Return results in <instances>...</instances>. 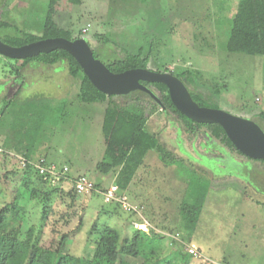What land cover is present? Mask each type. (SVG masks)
<instances>
[{
    "label": "rangeland",
    "instance_id": "374dc122",
    "mask_svg": "<svg viewBox=\"0 0 264 264\" xmlns=\"http://www.w3.org/2000/svg\"><path fill=\"white\" fill-rule=\"evenodd\" d=\"M237 2L82 0L80 4H71L63 1L57 6L54 20L59 26L71 29L75 36L82 31L81 36L87 38L103 62L113 58L115 47L101 45L96 35L120 32L128 36L126 40L141 37L144 45L150 38H158L161 45L155 50V56L160 59L157 66L168 63L171 70L177 67L201 69L205 79L215 78L226 84L221 89L220 109L251 118L264 130V121L258 116L264 112V55L226 50ZM0 4V19L23 30L42 32L48 0H1ZM116 13L121 15L124 26L111 22ZM7 33L15 34L13 30L3 31ZM2 56L0 54V67L8 61L15 69L20 68L24 76L23 91L6 107L1 96L11 81L0 71V109L4 110L0 130L24 131L14 139V153L21 154L29 148L30 156L35 159L45 156L50 164L70 167L66 172L70 176L85 173L107 189L114 185L116 171L104 174L96 168L105 152L103 122L109 100L81 102L77 80L69 75L65 62L52 66L25 64L24 59ZM150 68L156 69V66ZM16 87V84L9 87V92ZM204 91L207 93L208 87ZM148 130L157 133L159 140L180 155L183 162L166 165L154 150L147 152L131 183L121 189L143 217L132 215L122 206H118L113 217L98 215L102 207L108 209L113 204L106 203L102 195L78 194L74 198L73 194H68L74 187L72 181L63 179L49 181L51 185H61L62 190L53 194L47 219L41 215L38 199L30 198L25 220L13 222L8 230L21 229L24 236L33 225L44 245L58 247L60 242L63 251L77 254L85 247L86 233L92 222L98 226L111 223L123 238L125 233L129 234L126 220L134 217L142 223L140 228L145 231L153 228L158 233L155 245L161 246L160 255L187 254L185 247L173 241L171 235L180 233L182 236L177 228L179 207L188 183L197 173L208 179L206 184H210V188L190 242L200 250L201 256L195 257L191 264H264V163L249 162L246 157L227 150L205 130L194 142L184 140L185 133L179 123L167 112L153 115L148 121ZM4 144L7 147V143ZM14 159L7 167L0 160V175L4 176H0V207L10 201L13 193L2 169L9 170L16 165L22 171L21 164ZM15 178L21 185L20 176ZM81 220L85 221L84 225L76 231ZM121 258L130 264L143 262L142 257L121 255Z\"/></svg>",
    "mask_w": 264,
    "mask_h": 264
},
{
    "label": "trees",
    "instance_id": "16d2710c",
    "mask_svg": "<svg viewBox=\"0 0 264 264\" xmlns=\"http://www.w3.org/2000/svg\"><path fill=\"white\" fill-rule=\"evenodd\" d=\"M63 1L71 4H80L82 2V0H48V9L40 34L20 29L16 25H11L9 22L0 19V32H2L0 38L12 46H21L50 37H64L70 40L81 37L82 31H80L78 36H75L71 29L59 26L55 22L54 16L57 6ZM1 9L2 5L0 4ZM111 22L123 26L125 24L118 13H116ZM5 30H13L15 34H3ZM95 37L101 45L111 44L115 47L113 58L104 62L112 72L120 73L134 68H148L158 72L170 71L184 81L193 99L199 105L219 108L221 89L226 84L215 81V78L205 79L204 72L201 69L177 67L171 70L168 63L157 66L160 59L155 56V50L161 45V40L158 38H150L147 45H144L141 37L133 36V38L130 37L126 40L125 37L128 36L120 32H109L103 35H96ZM226 50L229 53L264 55V0H238L232 17ZM93 52L95 57L99 58L98 52L94 49ZM2 57L4 58V56ZM61 62L66 63L69 75L77 80L79 88L77 95L81 102L94 103L109 100V106L106 109L103 122V132L106 138L105 152L102 160L97 163L96 168L104 174H108L111 171L117 172L115 179V185L119 188L117 194L124 197L130 205L135 207L128 201L127 196L121 192V189L126 188L131 183L149 150H154L159 159L166 165L183 162V158L180 155L174 153L159 140L157 133L148 130L149 119L157 113L163 114L167 112L170 114L172 119L179 123L181 131L185 133L184 140L186 141L194 142L198 135L205 130L217 143L227 150L246 157L234 147L225 129L220 124L198 123L181 113L172 102L169 88L164 83L142 81L159 97L162 102V105H160L148 93L140 90L128 95H107L103 93L93 85L75 57L64 49H56L49 53H40L38 56L24 59L25 64L35 63L47 66ZM2 66L0 71L4 73V78L11 81V85H8L7 90L1 96V100L6 103L7 107L23 91L24 76L20 68L15 69L14 65L8 63V61L4 62ZM150 66H156V69H152ZM4 67L10 68V70H5ZM12 83L16 84L17 87L12 92H9V87L14 86ZM206 87H208L207 93L204 91ZM118 98L122 99V101L117 102L116 99ZM163 106L165 109H162ZM0 113L3 116L4 110L0 109ZM258 116L264 121L263 111ZM22 132L24 133V131L14 132L15 134L12 138L22 134ZM29 151L31 149L26 148L24 152H20L21 156L28 161L25 165H22L16 156L6 151L0 153V160H3L2 163L6 165L5 167H7L9 161L15 158L21 164L20 169H22L20 171L16 165L11 167L12 169L9 168V170L2 169L5 170L3 171L5 174L4 179L9 184V187L13 189V193L10 201L0 207V264H130L122 259L121 255L133 258L142 257V264L192 263L195 256L189 252H186L187 254L176 252L169 255H160L159 252H162V248L155 245L158 233L153 228L148 229V231L142 228L143 231L138 229L136 224L142 223L135 221L134 217L131 220H126L127 224H129V234L125 233L123 238L111 223L106 222L98 226L95 221L92 222L90 231L86 233L85 247L77 254H74L73 251H63V246L60 242L58 247H54V244L52 246L44 245L40 240L41 236L33 225L28 228L24 236L21 229L8 230L9 225L13 224V222L22 223L25 220L30 198L35 197L38 199L41 204V215L43 219H47L49 213L51 214L53 194H58L62 190V186L59 184H49V180L45 179L44 175L40 174L39 170L30 163L31 161H38L45 156L35 159L30 156ZM246 158L249 161L264 163V159ZM43 165L50 166L55 164L48 163L45 158ZM56 167L63 171V168L68 166L65 165L60 168L56 165ZM68 171H70V167H68ZM66 174H62L61 180L72 181L73 186L80 176L84 175L89 178L85 173H78L74 176H70L69 173ZM18 176H20L21 185H18V181L15 178ZM195 177H192L191 182L188 183L186 193L183 196V203L179 207V226L177 228L182 231V236H179V239L184 240V238H187L190 240L188 242H191V236L197 229L200 214L210 188V184H206V180H208L206 177H200L197 173ZM91 181L94 183L95 189L88 195H102L104 199L103 193L107 188L101 182ZM68 194H73L74 198L78 196V193L74 191V187ZM106 203H112L113 206L108 209L102 207L98 215L111 214L113 217L117 213L118 206L124 208L119 201ZM125 210L131 212L134 216L143 217L139 214L138 209ZM65 220L68 221V218L65 217ZM84 222V220L80 221L76 231H80ZM119 223L123 224L121 221ZM41 225L43 226V224ZM173 235L175 234L173 233ZM175 240L179 241L173 238V241Z\"/></svg>",
    "mask_w": 264,
    "mask_h": 264
},
{
    "label": "water",
    "instance_id": "95a60500",
    "mask_svg": "<svg viewBox=\"0 0 264 264\" xmlns=\"http://www.w3.org/2000/svg\"><path fill=\"white\" fill-rule=\"evenodd\" d=\"M63 41L71 46L53 44L28 53L7 54L2 48L19 51L34 45ZM56 49L68 51L79 62L84 73L95 87L107 95H128L134 91H144L162 105L159 97L142 81L164 83L169 88L172 102L188 118L198 123H217L226 131L234 147L250 159H264V130L253 119L234 115L220 108L199 105L192 97L184 81L170 71L158 72L148 68H134L114 73L106 64L95 57L93 49L86 37L70 40L64 37L40 39L21 46H12L0 38V54L14 59H25L49 53ZM130 73H136L131 76ZM129 76V77H128ZM177 90H173L172 84ZM162 109H165L163 106Z\"/></svg>",
    "mask_w": 264,
    "mask_h": 264
},
{
    "label": "built area",
    "instance_id": "2783aa9c",
    "mask_svg": "<svg viewBox=\"0 0 264 264\" xmlns=\"http://www.w3.org/2000/svg\"><path fill=\"white\" fill-rule=\"evenodd\" d=\"M0 118H1V113H0ZM3 151V149L0 147V153ZM20 161L22 165H25L28 163V161L22 157L21 155H15ZM45 161V157H41L38 161H31L36 169L39 170L40 174L44 175V178L55 182V181H60L62 174H65L68 171V167L63 168V171H60L56 165H50V166H45L43 165V162ZM95 186L94 183L87 177V176H80L74 184V190L78 194L82 195H87L90 194L94 191ZM119 191V188L117 185H112L110 188H108L104 193V199L106 202H112V201H119L123 204L124 208L127 210H136L137 208L130 205L129 203L126 202V199L122 196H119L117 193ZM136 226L140 228L139 224H136ZM148 227L149 225L146 224ZM173 238L178 239L181 244L185 247L186 251L189 252L190 254L194 255L195 257H200L201 252L199 249L193 245L192 243L185 241V240H180L179 239V234L171 235Z\"/></svg>",
    "mask_w": 264,
    "mask_h": 264
},
{
    "label": "crops",
    "instance_id": "0c3cea01",
    "mask_svg": "<svg viewBox=\"0 0 264 264\" xmlns=\"http://www.w3.org/2000/svg\"><path fill=\"white\" fill-rule=\"evenodd\" d=\"M1 130H0V147L3 149V151H6L7 153L14 155V156L15 155H22V154L14 153L15 150L12 149V146L16 145V142H14L15 138H12V136L15 134L14 131L13 130L12 131H5V130L1 131ZM4 142L7 143V147L5 146ZM8 144H9V147H8ZM9 151H11V152H9Z\"/></svg>",
    "mask_w": 264,
    "mask_h": 264
},
{
    "label": "bare ground",
    "instance_id": "6f19581e",
    "mask_svg": "<svg viewBox=\"0 0 264 264\" xmlns=\"http://www.w3.org/2000/svg\"><path fill=\"white\" fill-rule=\"evenodd\" d=\"M50 44L51 45L60 44V45L67 46V47L71 48V46L69 44H67V43H65L63 41H57V42H54V43H45V44H40V45H34V46H31L29 48L22 49V50H19V51H12V50L5 49V48H2V50H4L7 54H16V53L21 54V53H28V52H31L33 50H37V49H40V48H44L46 46H49ZM8 57H9V55H8ZM130 75L133 77V76L136 75V73H130ZM172 87H173V90L175 92V90H177V88L173 84H172Z\"/></svg>",
    "mask_w": 264,
    "mask_h": 264
},
{
    "label": "flooded vegetation",
    "instance_id": "af4514ba",
    "mask_svg": "<svg viewBox=\"0 0 264 264\" xmlns=\"http://www.w3.org/2000/svg\"><path fill=\"white\" fill-rule=\"evenodd\" d=\"M249 161V160H248ZM250 162V161H249Z\"/></svg>",
    "mask_w": 264,
    "mask_h": 264
},
{
    "label": "clouds",
    "instance_id": "9594fccd",
    "mask_svg": "<svg viewBox=\"0 0 264 264\" xmlns=\"http://www.w3.org/2000/svg\"><path fill=\"white\" fill-rule=\"evenodd\" d=\"M143 231V230H142Z\"/></svg>",
    "mask_w": 264,
    "mask_h": 264
}]
</instances>
